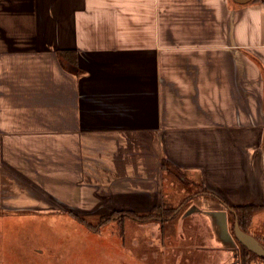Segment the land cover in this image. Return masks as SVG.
Masks as SVG:
<instances>
[{"label": "crops", "instance_id": "obj_1", "mask_svg": "<svg viewBox=\"0 0 264 264\" xmlns=\"http://www.w3.org/2000/svg\"><path fill=\"white\" fill-rule=\"evenodd\" d=\"M263 138L264 0H0V218L79 209L91 182L95 202L152 208L164 158L219 199L100 251L75 242L64 264H239L227 206L263 205L249 229L264 238ZM3 225L0 264H27L5 257ZM38 245L28 264H58Z\"/></svg>", "mask_w": 264, "mask_h": 264}, {"label": "rangeland", "instance_id": "obj_2", "mask_svg": "<svg viewBox=\"0 0 264 264\" xmlns=\"http://www.w3.org/2000/svg\"><path fill=\"white\" fill-rule=\"evenodd\" d=\"M103 164L108 165L105 161ZM150 165L151 164L149 163L147 167L148 175L151 171ZM135 168H137V170L139 171V164H136ZM103 172L104 170H100L98 172V175H100L98 180L102 185L107 183L108 181L102 178V176L104 175H102ZM82 173L83 180H85L86 182H91V180H89L91 179V169L87 168V170ZM112 173L116 174L117 168H115ZM185 174L186 175L183 179L184 182H186L187 180H190L191 182L184 186V192L180 190L181 186H183L184 184L177 182V178L171 177L170 174H168V179L166 181L171 182V180H175V184H169V186L165 188L163 185L162 193L165 194V192H167L169 194V202L172 205H178L182 197L200 191L199 186L196 185V183L198 182L194 181V179H192V177H190L187 173ZM58 182L59 180H53L47 181L46 184L49 186L55 185ZM91 183H87L88 186L86 185L85 188L86 205L83 207L80 203L79 209L76 207V205H70L68 208L65 205H62L59 201V205L56 206L57 203L55 202L54 209L51 210H32V212H28L23 215L16 214L12 216H2V218H0V221L4 224V229H6L4 230L5 233L1 237V242L5 244L3 248L6 254L5 257L12 261L17 260L16 258H18L21 261H26V263L28 264L29 261L31 262V258L30 256H28L30 255V250L32 249L33 245L39 244L37 248L39 250H42L40 251L41 254H38L39 257H42V259L46 260L48 259L45 258L47 255L52 257L55 256V258H57L58 264H64L63 257L66 252L75 251H73V249L77 246V244H74L75 242L81 243L83 247L86 246L84 248L85 250L100 251L101 249L98 248V246H100L101 244H106L107 241L105 240H107L108 237L111 238L112 234L122 235L126 231L127 233H130L134 230H138V222L136 220L125 218L123 222V233H121L120 225H118L116 221H108L104 224H99V221L101 220L102 216L112 214L113 212L128 210H135L140 214H146L152 210V208L147 207V205H143V203H147V198L143 197L141 198V200H139V202L137 201L138 196H132L130 200L126 203L127 205H123L124 207H119V209L110 207L113 201H110V198L107 194L101 195L99 197L100 200H97L95 202L93 200V195L91 194ZM121 196L126 197L128 195L123 193ZM197 200V198L194 199L193 203L196 204ZM117 202H121L120 198L117 200ZM188 203H190V201L186 204ZM184 209L185 208H181L180 212L184 211ZM77 217L82 218L84 220V223L78 220ZM73 219L78 220V222ZM231 222L232 223L230 230L232 231L233 219ZM96 235L103 236L102 239L103 241H105V243L94 241L95 239L99 240V238L97 237L93 238ZM85 236L89 237L87 239L88 241H91H89L88 243L84 242ZM54 243L55 246L53 245ZM45 248H47V250ZM69 248H72V250L67 251V249ZM240 253L241 249L239 246V256ZM251 264L264 263H262L260 259H254Z\"/></svg>", "mask_w": 264, "mask_h": 264}, {"label": "trees", "instance_id": "obj_3", "mask_svg": "<svg viewBox=\"0 0 264 264\" xmlns=\"http://www.w3.org/2000/svg\"><path fill=\"white\" fill-rule=\"evenodd\" d=\"M59 57L61 58H66L72 65V68H76L77 65V57H76V52L74 50H68V51H60L58 52ZM76 71H78L76 69ZM162 162V178H163V185L164 188L167 187L169 184H175V180L166 181L168 178V174L171 175V177L177 178V182L184 184L183 187L187 184H189L191 181L187 180L184 182V177H185V171H183L181 168L176 167L173 165L171 162H169L166 158L161 160ZM184 182V183H183ZM197 186H199L200 191L203 192L207 195H210L209 192H207L206 188L204 185L200 182L196 183ZM213 196V195H212ZM169 194L165 192L164 194V199L163 202L160 205H155L152 207V210L146 214H140L137 211H119V212H113L112 214H107L101 217V220L99 221V224H104L105 222L108 221H116L118 225H120V232L123 233V222L125 218H130L133 220H138L140 222H150V221H157L159 223H163L166 220H172L177 217V215L181 214V212L176 213L175 215L171 216L174 211L176 210L177 204L172 205L169 202ZM218 200V199H217ZM182 201V200H181ZM180 201V202H181ZM186 205V203L183 205V207ZM233 210L231 211L232 219L234 220L235 218L239 222L240 228L242 231L244 230L247 233H250V225H251V219L252 216L258 212V210H261L263 208V205L257 204H244V205H231L230 206ZM78 220H80L82 223H84V220L82 218L77 217ZM86 223V222H85ZM234 224V222H233ZM232 236H233V227L232 231L230 230ZM251 234V233H250ZM234 237V236H233ZM258 240L261 241V243L264 245V238L257 237ZM239 244V243H238ZM241 253H240V264H251L254 259L256 260H261L262 263H264V258L261 256H258L254 254L253 252H250L246 247L240 245Z\"/></svg>", "mask_w": 264, "mask_h": 264}, {"label": "water", "instance_id": "obj_4", "mask_svg": "<svg viewBox=\"0 0 264 264\" xmlns=\"http://www.w3.org/2000/svg\"><path fill=\"white\" fill-rule=\"evenodd\" d=\"M234 2L239 3H246L250 0H233ZM263 144H264V138H263ZM231 211L234 212V210L227 206ZM190 211V210H189ZM178 212V209L169 217H172L174 214ZM233 224V236L238 241V243L244 247H246L250 252H253L254 254L261 256L264 258V245L261 243L260 240H258L257 237L253 236L250 233L245 232L244 230L240 228L239 222H237V219H234Z\"/></svg>", "mask_w": 264, "mask_h": 264}, {"label": "flooded vegetation", "instance_id": "obj_5", "mask_svg": "<svg viewBox=\"0 0 264 264\" xmlns=\"http://www.w3.org/2000/svg\"><path fill=\"white\" fill-rule=\"evenodd\" d=\"M180 190L182 191V192H184L185 191V189H184V187L183 186H181V188H180ZM208 192V191H207ZM210 194V193H209ZM202 195H207V194H205V193H203V192H194V194H188L187 196H185V197H182L181 199H180V201L181 202H179L178 203V205H177V207H176V210L178 209V212H180L181 211V207L185 204V203H187V202H191V201H193L194 199H196V197H198V196H202ZM213 194H210V195H207V196H209L210 198L212 197V198H214V199H217V197H215L214 195L212 196ZM219 200V199H218ZM175 210V211H176ZM174 211V212H175ZM177 212V213H178ZM175 215V214H174ZM234 221V220H233ZM238 222V221H237ZM237 241V240H236ZM237 243H238V241H237ZM239 245V244H238ZM238 252H239V247H238ZM239 260H240V256H239ZM239 263H240V261H239Z\"/></svg>", "mask_w": 264, "mask_h": 264}]
</instances>
